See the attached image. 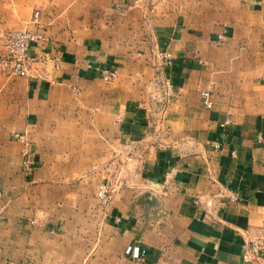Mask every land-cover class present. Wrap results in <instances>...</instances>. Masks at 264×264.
Wrapping results in <instances>:
<instances>
[{
  "label": "crops",
  "instance_id": "0c3cea01",
  "mask_svg": "<svg viewBox=\"0 0 264 264\" xmlns=\"http://www.w3.org/2000/svg\"><path fill=\"white\" fill-rule=\"evenodd\" d=\"M38 28L0 72V264H264V0H0V54Z\"/></svg>",
  "mask_w": 264,
  "mask_h": 264
},
{
  "label": "built area",
  "instance_id": "2783aa9c",
  "mask_svg": "<svg viewBox=\"0 0 264 264\" xmlns=\"http://www.w3.org/2000/svg\"><path fill=\"white\" fill-rule=\"evenodd\" d=\"M40 14L39 10L35 11V17H38ZM4 41L3 53L0 54V72L3 74L14 75V76H27L29 73L30 65L32 62V51L33 49L44 40V34L42 29H26L20 31H10L4 32L2 35ZM222 41V36L217 37L214 42L220 43ZM160 66L162 67H171L175 64L176 58L170 52L160 51L157 54ZM102 78L105 81H110L114 79L115 72L104 69L101 72ZM165 86V95L168 99L173 94L172 84L169 79L164 81ZM213 92L214 86L212 84L208 85L207 88L201 91V99L203 104L207 108H213ZM232 122L231 118L226 119L221 123V126L224 127ZM18 139L23 140V136L17 134ZM215 147L219 146V143L214 144ZM235 153V151H233ZM22 155L24 158V167L27 171L31 170L34 164V161L31 157V154L27 149L22 150ZM176 174L175 169H172L164 179L165 189L169 186L171 178ZM115 187H112L107 182H102L98 185L96 190V197L101 201V203L106 206L110 203ZM0 190V195H1ZM232 201H236L237 197L232 194L230 196ZM126 255L130 256L136 261L142 260L143 256L139 247L137 246H128L126 248ZM264 257V237H255L248 241L247 243V253L245 259L249 260L252 258L259 259Z\"/></svg>",
  "mask_w": 264,
  "mask_h": 264
},
{
  "label": "rangeland",
  "instance_id": "374dc122",
  "mask_svg": "<svg viewBox=\"0 0 264 264\" xmlns=\"http://www.w3.org/2000/svg\"><path fill=\"white\" fill-rule=\"evenodd\" d=\"M9 32H10V31H9ZM2 53H3V52H2ZM6 75H8V74H6ZM165 99H166V101H167L169 98L167 99V98H166V95H165ZM109 184H110V183H109ZM110 185H111V184H110ZM111 186H112V187H115L114 185H111Z\"/></svg>",
  "mask_w": 264,
  "mask_h": 264
}]
</instances>
